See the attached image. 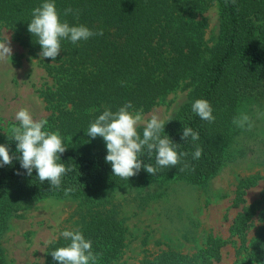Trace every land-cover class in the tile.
I'll return each instance as SVG.
<instances>
[{
    "label": "trees",
    "instance_id": "1",
    "mask_svg": "<svg viewBox=\"0 0 264 264\" xmlns=\"http://www.w3.org/2000/svg\"><path fill=\"white\" fill-rule=\"evenodd\" d=\"M43 2L0 0V29L9 30L12 38L34 58L40 57L41 48L37 37L27 28L32 10ZM54 3L61 21L70 26L84 25L93 32L102 30L103 35L76 44L61 40L55 61L39 59L53 81V87L42 91L51 111L45 130H59L67 148L60 155V162L71 168L62 176L58 189L48 181L41 183L35 169L28 176L15 159L16 142L10 130L0 133V145H7L14 157L10 165L0 166V241L9 229L10 220L19 217L18 211L24 205L43 199L68 196L89 199L107 189L139 181L176 179L203 185L235 159L229 149L239 135L248 131L237 128L233 118L240 114L243 105L264 99V0H235V4L231 0H54ZM212 3L218 9V28L212 46L205 48L206 23L200 17ZM69 7L73 11L65 15ZM183 83L189 90L186 100L165 124L164 134L180 145L176 149L178 154L187 152L188 156L181 157L175 167H163L150 175L143 164L156 167L155 152L150 158L143 149L139 154L142 167L136 175L128 179L113 175L111 165L105 162L103 139L85 134L90 122L105 108L116 112L126 102L133 105L130 111H148ZM196 99L210 103L213 123L192 112L191 105ZM183 127L198 132L199 140L192 141L191 137L182 140ZM137 131L142 138L143 128ZM195 145L203 149L198 160L192 158ZM185 163L189 167L180 171ZM255 184L254 179L241 182L235 207L244 204L245 190ZM67 188L73 191L66 196ZM255 218L260 224L246 245L245 237ZM79 230L85 239L92 241L93 253L99 254L96 264L119 261L126 230L114 215L90 213ZM230 232L240 238L243 250L235 264H264V189L259 199L241 208ZM68 243L63 237L52 242L43 264H58L50 254ZM224 244L221 239L209 238L195 256L168 249L139 264H212L220 260ZM0 264H7L1 245Z\"/></svg>",
    "mask_w": 264,
    "mask_h": 264
},
{
    "label": "rangeland",
    "instance_id": "2",
    "mask_svg": "<svg viewBox=\"0 0 264 264\" xmlns=\"http://www.w3.org/2000/svg\"><path fill=\"white\" fill-rule=\"evenodd\" d=\"M200 18L206 23L205 48L210 47L218 28L216 4L208 5ZM0 33L12 49L11 59L0 60L1 133L19 124L15 113L20 108H27L35 120L47 121L51 111L42 91L53 87V81L42 68L39 56L28 54L9 30L1 28ZM184 86L143 112L144 119L153 114L166 123L169 117L172 119L186 100L189 90ZM242 112L251 117L254 126L232 143L229 151L235 159L203 185L176 179L139 181L107 189L89 199L68 196L24 205L18 211L19 217L10 220L0 241L7 264H43L47 247L62 238V231L79 229L90 213L114 215L126 230L125 247L115 264H139L168 249L195 256L209 238L225 242L220 260L212 264H235L243 250L240 238L232 235L230 227L241 208L259 199L264 189V99L243 105ZM247 179H254L256 184L245 190L244 204L235 207L241 182ZM259 224L255 218L246 234V245Z\"/></svg>",
    "mask_w": 264,
    "mask_h": 264
},
{
    "label": "clouds",
    "instance_id": "3",
    "mask_svg": "<svg viewBox=\"0 0 264 264\" xmlns=\"http://www.w3.org/2000/svg\"><path fill=\"white\" fill-rule=\"evenodd\" d=\"M231 2L235 4V0ZM72 11L69 7L65 9L64 14L68 15ZM31 16L27 30L32 36L37 37L41 58H51L55 61L61 50V40H69L76 44L78 41L103 35L102 30L93 32L84 25L70 26L67 21H61L54 0H45L32 10ZM9 44V40L0 42V60L11 59L12 49ZM130 109H133L131 102H126L116 112L105 108L98 118L90 122L85 133L92 139L97 136L103 139L107 151L105 162L111 165L113 175L126 179L136 175L142 167L139 154L143 149L147 150L150 158L155 152L156 167L143 164L144 170L150 175H155L163 167H175L181 162V157L188 156L187 152L178 154L176 149L180 145L173 143L164 134L166 124L164 120L155 114L145 120L143 109L135 111ZM191 110L202 120L209 123L215 121L212 115L213 109L205 99H196L191 105ZM15 119L19 122V126L10 129L11 138L16 142L18 155L15 159L19 160L20 167L26 170L28 176H31L35 169L36 177L41 183L48 181L52 187L58 189L62 176L71 171V168H66L65 164L60 162V155L67 148L63 144L59 130H45L47 121L35 120L27 108H20L15 113ZM170 120L171 117L168 122ZM232 123L244 130H251L254 126L251 117L243 112L235 116ZM140 125H143L142 138L137 131ZM188 137H191L192 141H197L199 133L194 132L190 127H183L181 139L186 140ZM202 152L203 149L195 145L192 158L200 159ZM13 158L9 154L8 146L0 145V166L10 165ZM188 167L189 165L185 163L180 171ZM72 191V188L64 190L66 196ZM60 235L70 243L51 252L54 261L58 264H96L99 254L93 253L92 241L85 239L79 229L64 230Z\"/></svg>",
    "mask_w": 264,
    "mask_h": 264
}]
</instances>
